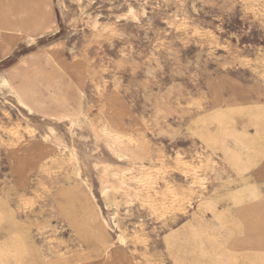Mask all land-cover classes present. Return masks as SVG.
Here are the masks:
<instances>
[{"label":"rangeland","instance_id":"1","mask_svg":"<svg viewBox=\"0 0 264 264\" xmlns=\"http://www.w3.org/2000/svg\"><path fill=\"white\" fill-rule=\"evenodd\" d=\"M81 2L0 0V264H264V0Z\"/></svg>","mask_w":264,"mask_h":264},{"label":"bare ground","instance_id":"2","mask_svg":"<svg viewBox=\"0 0 264 264\" xmlns=\"http://www.w3.org/2000/svg\"><path fill=\"white\" fill-rule=\"evenodd\" d=\"M76 2L78 4L79 13L77 14L75 18V22L82 21V17H85L87 19L86 24L91 23L94 27L97 22H96V18L91 17V15L88 13L89 8H90V2L87 5H83L81 0H76ZM141 16H142V13L140 11L136 10L131 4H127L125 7V10L121 14L115 15V18L123 19L125 21H130V22H138ZM81 120L83 119L81 118ZM82 124H83V121L70 120L67 126V129H66V132H67V137L71 144L66 143L64 138L59 133L52 132L54 141L57 143V145L62 147L64 150L70 151L71 155L73 156H76V153L74 149L71 148V145L74 144V142L78 139V136L75 131V127L80 128ZM88 124L91 125L92 130L95 133V138L97 140L103 141L106 147L108 148V150L117 156L118 154L114 148V143L108 141L107 138L104 137L105 133L103 131H98L94 126H92L93 124L90 121H88ZM117 172H118V166L107 164V163H102V173L103 174L101 177V182H102V193L104 195V201H105L106 207H108L111 204L110 199L107 197L109 190H118L120 188L118 185L107 183L108 177L109 176L115 177Z\"/></svg>","mask_w":264,"mask_h":264}]
</instances>
